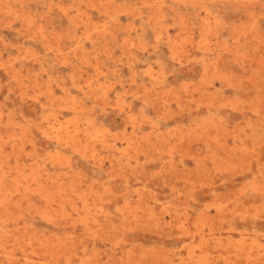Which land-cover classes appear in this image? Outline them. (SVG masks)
<instances>
[{"label": "rangeland", "instance_id": "obj_1", "mask_svg": "<svg viewBox=\"0 0 264 264\" xmlns=\"http://www.w3.org/2000/svg\"><path fill=\"white\" fill-rule=\"evenodd\" d=\"M0 264H264V0H0Z\"/></svg>", "mask_w": 264, "mask_h": 264}]
</instances>
